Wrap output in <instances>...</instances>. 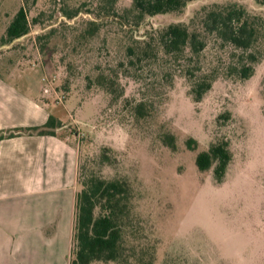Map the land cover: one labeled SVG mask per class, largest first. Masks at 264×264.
I'll use <instances>...</instances> for the list:
<instances>
[{
    "label": "rangeland",
    "instance_id": "1",
    "mask_svg": "<svg viewBox=\"0 0 264 264\" xmlns=\"http://www.w3.org/2000/svg\"><path fill=\"white\" fill-rule=\"evenodd\" d=\"M228 2L264 17L257 0H187L141 20L125 11L132 0H117L113 10L106 0H0V66L46 77L63 133L78 142L80 178L131 186L122 222L130 264H264V55L241 79L227 71L239 51L214 37L191 61L165 55L156 40L168 24L192 23L204 6ZM22 5L30 31L7 43ZM191 64L201 66L198 77L215 74L198 101L185 71ZM219 140L232 154L220 182L213 166L196 163Z\"/></svg>",
    "mask_w": 264,
    "mask_h": 264
},
{
    "label": "crops",
    "instance_id": "2",
    "mask_svg": "<svg viewBox=\"0 0 264 264\" xmlns=\"http://www.w3.org/2000/svg\"><path fill=\"white\" fill-rule=\"evenodd\" d=\"M0 66V132L41 126L55 133L0 139V264H70L79 146L36 71Z\"/></svg>",
    "mask_w": 264,
    "mask_h": 264
},
{
    "label": "trees",
    "instance_id": "3",
    "mask_svg": "<svg viewBox=\"0 0 264 264\" xmlns=\"http://www.w3.org/2000/svg\"><path fill=\"white\" fill-rule=\"evenodd\" d=\"M106 1L113 10L117 0ZM257 1L264 3V0ZM186 2L187 0H132L130 7L125 11L134 12L137 19L141 20L146 15L180 10ZM198 13L192 23L173 22L158 32L156 40L163 53L176 60L187 58L191 61L194 56H199L205 50L208 39L214 37L224 46L239 51L234 52L237 56L236 61L227 65L228 74L241 79L252 76L255 65L264 55V17L250 12L237 2L213 3L204 6ZM89 23L95 24V21L91 20ZM30 25L27 8L22 5L7 25L4 41L12 42L26 35L30 31ZM129 51L134 52L132 46H129ZM200 68V65L191 64L185 69L191 80V93L196 101L211 88L212 80L215 78V74L207 72L198 77L196 71ZM61 125V122L51 115L41 126L0 132V139L20 133L54 134L53 128ZM164 141L173 146L172 135L164 136ZM103 157L108 156L104 153ZM231 158L228 141L219 140L211 143L207 149L201 150L196 156V163L201 170L213 166L215 179L220 182L225 176ZM131 195V186L124 179H106L95 174L80 178L78 170L72 237L73 257L70 264H91L96 260L130 264L123 258L122 222L125 216L129 215Z\"/></svg>",
    "mask_w": 264,
    "mask_h": 264
},
{
    "label": "built area",
    "instance_id": "4",
    "mask_svg": "<svg viewBox=\"0 0 264 264\" xmlns=\"http://www.w3.org/2000/svg\"><path fill=\"white\" fill-rule=\"evenodd\" d=\"M43 79L46 80V77H43ZM59 100L62 101V100H61V97H59Z\"/></svg>",
    "mask_w": 264,
    "mask_h": 264
}]
</instances>
